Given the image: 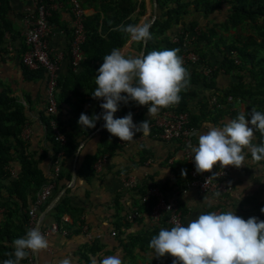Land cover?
Returning <instances> with one entry per match:
<instances>
[{
    "label": "crops",
    "instance_id": "1",
    "mask_svg": "<svg viewBox=\"0 0 264 264\" xmlns=\"http://www.w3.org/2000/svg\"><path fill=\"white\" fill-rule=\"evenodd\" d=\"M9 1L10 11L4 17V22L2 20L0 23V32H3L0 42V95L5 96L0 98V105L2 104L0 110L5 113L14 112V105H19L25 121L17 139L9 135L6 138L11 147V158L6 170L10 179L19 176L21 171L19 159L23 154L41 171L46 181L41 188L49 183H54V187L49 200L36 211L35 223L30 225L29 220L26 223L23 216L28 215L35 196L41 188L28 186L19 195L13 194L12 191L9 194L7 187L10 186L11 180L4 178L3 185L6 189L2 190L0 195V226L7 225V221L10 223L9 228L11 227L12 231L23 230L24 233L20 238L24 237L27 230L36 229L39 216L48 209L51 201L62 190L60 200L63 197L67 198L71 208L69 212L58 214L55 207L59 200L41 222L40 232L42 234L50 225L58 223L57 221L63 223L61 227L67 231V234L58 233L45 236L49 242L47 250L30 254L28 260L25 263L20 262V264H29V261L32 264H59L65 258H69L72 264H98L100 260L110 255H119L123 264L153 262L155 258H151V251L148 249L150 239L155 229L159 232L161 228H170L165 215L158 221H152L146 207L140 204V197L153 184L161 189L164 186L167 188L164 190L165 196L168 201L177 203L182 214V223L185 226L199 214L209 211L233 210L238 216L245 213L251 216V205H248V202H258L261 204L259 209L264 208V161L253 162L250 153L247 154L244 166L239 169L232 168L230 179L233 190L228 195L203 194L193 189L184 194L181 193L179 187L186 182L187 176L181 175L182 171H185L186 161L180 143L173 140L165 141L156 135L152 124L155 117L150 119L147 115L148 106H137L133 114L136 115L138 107L139 110L145 108L142 119L144 121L150 119V135L144 136L137 133L133 141L123 145H120L119 139L114 142L109 138L107 143L103 144L102 138L105 134L102 131L105 128L102 119L97 121L94 129H83L78 124L81 113L89 116L101 114L100 104L103 103V100H94L91 97L92 91L96 87L94 79L98 72L87 84L84 80H87L88 77L84 76L79 82H74L75 78L71 76L72 72L74 73L69 62L72 15L64 0H56L59 5L53 12L54 15L51 16L53 20L50 18L53 21H51L53 34L48 38V46L52 54L62 55L58 69L57 92L61 103L55 116L56 122L60 132L58 122L72 135L77 151L70 157H66L62 151L58 174L59 177L61 174V177L59 179L58 175L56 176L54 173L53 164L56 159L54 150L57 148V143L54 142L48 130V116L45 111V77L35 78L31 72L28 75L25 72L26 68L21 63V55L26 48L22 26L23 17L31 10L32 1ZM138 1L143 2V0ZM144 1V14L137 23L144 22L150 17L153 20L152 0ZM86 10L88 16L94 14L92 8H86ZM138 11L139 8L135 13ZM187 20L196 22L198 27L207 23L198 14ZM98 30L101 31V27ZM101 36L105 37V35ZM189 37L195 38L192 33H189ZM143 46L144 43L129 44L127 39L120 49L125 55L134 56L142 53ZM208 54L211 55L209 56L211 61L218 60L211 52ZM191 70L193 69H188V71ZM80 72L82 69H78L77 73ZM231 80L233 79L231 78ZM229 81L230 78H219L216 84L219 91H215L217 100L224 97L220 89L224 90ZM60 84L68 86L67 96L70 98L68 102L60 97ZM192 89L196 96L189 102L190 113L198 118L191 140L194 147L198 145V134L207 131L208 126H222L228 120L235 119L236 114L238 115L240 111H246V103L240 101L235 103L233 99L221 98L223 101L214 105V110L213 105H208L205 115L201 117V103L204 101L207 103V97L212 96L214 91L207 90L201 84ZM114 118H122V112L114 113ZM134 120L133 122H135ZM135 123L140 124L138 121ZM262 142H264V136L256 131L253 143L260 145ZM80 143L89 145V147L84 153L77 154L80 151L78 147ZM245 151L247 152V150ZM103 156H107L105 162L95 170L97 161ZM88 158H90L89 162L94 160L92 171L83 167ZM73 171L75 172L74 180ZM129 179H132L133 182L125 185ZM188 200H194L195 203L190 204ZM135 208L139 210L140 216L129 222L126 217ZM56 217L59 219L55 220ZM66 217H68V221L63 222ZM6 228L5 226L3 232ZM112 232H115L114 236ZM159 261L167 262L165 257L160 258Z\"/></svg>",
    "mask_w": 264,
    "mask_h": 264
},
{
    "label": "trees",
    "instance_id": "2",
    "mask_svg": "<svg viewBox=\"0 0 264 264\" xmlns=\"http://www.w3.org/2000/svg\"><path fill=\"white\" fill-rule=\"evenodd\" d=\"M64 1L66 2L67 0ZM78 2L84 9L92 8L94 10L93 15H87L84 24L86 40L82 45L83 61L79 67L80 70L82 69V72L77 73V69L76 72H72L71 74L75 78L74 82H79L84 76L88 77L87 80H84L85 84H87L92 81V76L98 72L99 67L103 63V57L110 54L114 48L120 49L127 41L128 37L115 29L122 23L125 25L137 23L139 18L144 14V3L138 0H78ZM156 4L157 16L150 28L152 39L146 42L144 54L153 50L161 51L178 48L180 49V56L193 53L198 58L195 62L188 61L184 64V67L193 70L189 71L190 87L187 91L180 93V103L164 110L176 111L178 113L186 112L190 121L188 127L195 130V124H197L198 118L191 115L189 108V102L196 96L192 88L201 84L207 90L219 91L216 84L220 77H226L230 78V81L224 90L220 89L224 97H220L217 100V104L223 101L221 98L233 99L235 103L236 101L246 103L245 113L246 118L249 119L250 117L247 114L253 108L264 113V0H156ZM10 8L9 0H0V23L2 20L4 22V17L10 11ZM137 8H139V11L135 13ZM198 13H203V18L212 16V22L210 23L209 20L205 25L198 27L196 26L198 25L196 22L187 20L189 17ZM51 19L53 20V18ZM51 19L50 22L52 21ZM215 19L219 21L215 23ZM151 20L152 17L147 22ZM218 24H221L224 29L222 32L235 31L233 33L234 35H230V39L223 37L219 33ZM99 27H101V31L98 30ZM196 28L199 30L196 32L197 36L194 40L191 37H186V34H194ZM2 35L3 32H0V42ZM101 35H105V37ZM220 45L222 48H220ZM210 49L213 50L211 54L216 56L218 60L211 61L209 59L208 53ZM199 69L201 70L198 71ZM25 72L28 75L31 72L35 78L44 77V73L41 70L29 71L25 69ZM60 86V97L68 102L70 100L67 96L69 92L68 86L65 87L63 84H60ZM3 97L5 96L0 95V98ZM207 98V103L204 101L200 106L201 117L205 115L208 105H212L210 103L211 96ZM11 103L13 106L12 100ZM60 103L61 100L58 97L57 109ZM136 108L137 105L130 101L127 104H118L117 111L122 112V118L128 113H131L132 119L134 118L135 120H133L135 122L138 121L141 123L144 121L142 117L145 113V108L139 110L138 107V114L136 113L134 115L133 112ZM214 109L215 107H213ZM14 110V112L9 113L0 110V195L2 190L6 189L3 185L4 178L11 180L10 186L7 189L9 194L12 191L15 195L23 193L28 186L41 188L46 182L41 171L23 154L19 159L21 166L19 176L11 177L12 179H10L6 166L11 158V147L6 138L9 135L17 139L25 121V118L21 115L20 106L14 105ZM164 110L162 109L161 111ZM58 124L61 133L65 136L66 142L63 146L54 143L57 145L54 153L56 155L57 152L63 151L66 157L73 156L77 149L76 143L72 135L63 129L59 122ZM102 132L105 134L102 138L104 145L107 143L108 138L114 142L117 141L118 138L111 136L106 130ZM176 142L180 143L179 141ZM17 143L20 142L17 141ZM89 160L90 158L86 159L87 162L84 163L83 167L85 166L86 169L92 171L94 160L93 162H89ZM190 169L191 166L186 162L185 171L187 179L184 184L190 180ZM184 184L179 187L180 190L185 188ZM162 188L163 191L167 189L165 186ZM248 205H251L250 214L252 215L249 216L245 213L241 217L245 220L250 217H256L258 220L264 221V213L259 209L261 204L258 202H248ZM55 209L58 210V214L71 211L68 199L63 197ZM23 218L27 223L29 220L28 215H24ZM58 219L59 217L55 218V220ZM57 222V224H62L59 221ZM6 223L7 225L0 226V264H3V260L9 258L6 254L14 250L12 246L13 241L20 238L24 233L23 230H19V232L12 231L11 227L9 228L10 223L7 221ZM5 226L7 228L3 232ZM157 233L158 231L155 229L152 236L157 235ZM134 240L136 241L135 238ZM142 251L144 252V250ZM26 260L28 258L21 262L25 263ZM165 260L167 262L162 263L159 259H154L149 264H173L172 257L165 255Z\"/></svg>",
    "mask_w": 264,
    "mask_h": 264
},
{
    "label": "clouds",
    "instance_id": "3",
    "mask_svg": "<svg viewBox=\"0 0 264 264\" xmlns=\"http://www.w3.org/2000/svg\"><path fill=\"white\" fill-rule=\"evenodd\" d=\"M150 28V23L141 21L122 23L115 30L124 33L129 44H141L152 39ZM179 52L180 49L173 48L133 56L114 48L103 57L91 94L94 100H103L102 113L92 116L81 113L78 124L83 129H94L102 119L105 130L121 142L133 141L137 133L150 135V119L162 109L178 105L180 93L190 87V74ZM212 96L214 107L217 105L215 92ZM130 101L139 107L148 106L150 119L136 125L131 113L114 118L118 104ZM247 116L250 119L246 118L245 111H240L235 119L219 127L208 126L207 131L198 134V145H189L196 174L213 173L217 167L239 169L245 165L248 153L253 162L264 161V142L253 143L256 131L264 136V113L253 108ZM78 147L77 154H82L89 145L80 143ZM181 175L185 176L186 171ZM188 203L195 201L188 200ZM261 212L264 213V208ZM48 247V240L38 229H29L24 237L13 241L14 250L6 254L9 258L3 264H20L30 254ZM148 247L152 259L168 255L173 258V264H264V221L256 217L245 220L233 210L209 211L199 214L186 226L176 222L170 229L161 228L151 237ZM59 264L72 262L65 258ZM98 264H123V261L119 255H110Z\"/></svg>",
    "mask_w": 264,
    "mask_h": 264
},
{
    "label": "built area",
    "instance_id": "4",
    "mask_svg": "<svg viewBox=\"0 0 264 264\" xmlns=\"http://www.w3.org/2000/svg\"><path fill=\"white\" fill-rule=\"evenodd\" d=\"M32 7L23 17L24 42L25 51L21 55L22 65L29 71L41 70L45 77V111L48 118V126L52 139L54 142L63 146L66 142L64 134L58 128L56 122L57 114V92H58V69L59 63L62 60V55L52 54L48 46V38L53 34V27L50 18L59 5L60 0H31ZM66 5L72 15V29L71 39L69 43V62L72 70L77 71L80 63L83 60L82 45L86 40L85 20L87 17V10L84 9L78 0H67ZM196 29L194 36L196 38ZM189 37V34H186ZM195 38H192L193 40ZM184 64L188 61L195 62L198 60L193 53L181 56ZM207 74V72H205ZM189 117L186 112L178 113L176 111H160L155 117L153 128L156 135L165 141H179L181 150L185 161L191 166L189 177L190 180L185 184V188L180 190L181 193H186L188 190H197L203 194H214L226 196L232 192L233 186L230 179L232 167L220 169L219 167L213 169V173L196 174L195 165L192 162L191 148L193 146L192 138L194 129L188 127ZM136 125H139L133 122ZM120 145L126 142H121ZM62 151L56 154L54 164V173L57 176L60 171V159ZM107 156L101 157L95 165V170L105 162ZM210 180L206 181L211 175ZM206 181V182H205ZM133 182L129 179L125 185ZM54 183H49L41 188L33 202L32 208L28 212L29 224L35 223L36 211L41 208L49 200ZM140 204L144 205L148 211V215L152 221H158L162 216H166V221L169 227L174 226L176 222L182 223V214L177 203L170 202L165 196V192L156 185L149 186L145 194L140 197ZM140 216L138 209H133L126 217V220L132 222ZM68 217L63 219L67 222ZM63 224V223H62ZM61 233L67 234V231L61 227L60 224L53 223L43 231L44 236H50ZM115 235V232H112ZM29 264H32L29 261Z\"/></svg>",
    "mask_w": 264,
    "mask_h": 264
},
{
    "label": "water",
    "instance_id": "5",
    "mask_svg": "<svg viewBox=\"0 0 264 264\" xmlns=\"http://www.w3.org/2000/svg\"><path fill=\"white\" fill-rule=\"evenodd\" d=\"M152 5H153V20L151 21V23L155 20L156 18V13H157V4H156V0H152ZM150 23V24H151ZM145 44L146 42L144 43V46H143V49H142V53L144 54V49H145ZM104 124V123H103ZM75 171V170H74ZM73 171V180L75 178V172ZM62 193H63V190L51 201V203L49 204L48 206V209H46L44 212H42L41 216H39V219H38V223L36 225V229H38L40 231L41 229V222L42 220L44 219V217L46 216V214L51 210L53 209L57 202L60 200L61 196H62ZM35 254V253H34ZM35 256V255H34ZM36 257V256H35Z\"/></svg>",
    "mask_w": 264,
    "mask_h": 264
},
{
    "label": "rangeland",
    "instance_id": "6",
    "mask_svg": "<svg viewBox=\"0 0 264 264\" xmlns=\"http://www.w3.org/2000/svg\"><path fill=\"white\" fill-rule=\"evenodd\" d=\"M143 2L145 3V1H144V0H143ZM198 15H199V16H201V17H203V16H204V14H203V13H202V14H201V13H198ZM204 18H205V21H209V20H210V23H211V22H212V20H213L212 16H209V17H208V16H206V17H204ZM211 19H212V20H211ZM147 21H148V19L144 20V22H147ZM214 21H215V23H216V22H218L219 20H218V19H215ZM214 21H213V23H214ZM217 27H219V30H220V31H219V33H220V34H222V35H223V37H227L228 39H230V38H229V37H230V35H232V34L235 32V31H234V32H233V31H229V32H222L224 29L222 28L221 24H218V25H217ZM233 35H234V34H233ZM214 39H218V38H214ZM220 48H222V46H221V45H220ZM210 52H213V50H211V49H210ZM210 52H209V53H210ZM212 55H213V54H212ZM209 56H211V55L209 54ZM85 169H86V168H85Z\"/></svg>",
    "mask_w": 264,
    "mask_h": 264
}]
</instances>
